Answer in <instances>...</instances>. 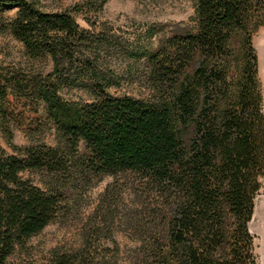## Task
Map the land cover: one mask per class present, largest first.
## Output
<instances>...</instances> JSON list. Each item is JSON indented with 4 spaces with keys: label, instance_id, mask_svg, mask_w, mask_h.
I'll return each mask as SVG.
<instances>
[{
    "label": "trees",
    "instance_id": "obj_1",
    "mask_svg": "<svg viewBox=\"0 0 264 264\" xmlns=\"http://www.w3.org/2000/svg\"><path fill=\"white\" fill-rule=\"evenodd\" d=\"M195 11L193 30L144 57L154 90L146 100L108 93L114 77L102 56L119 47L110 32L83 29L70 12L0 0V30L26 60L0 67V131L10 144L14 98L43 106L55 129L54 145H11L12 154L0 146V264L27 254L28 241L66 212L68 189L119 174L136 175L160 200L142 264H258L249 223L264 179V112L252 40L264 27V0H196ZM236 35L243 63L233 92L225 64ZM47 60L44 74L37 66ZM63 87L89 89L94 99L68 103ZM114 255L89 237L41 263L17 264H116Z\"/></svg>",
    "mask_w": 264,
    "mask_h": 264
},
{
    "label": "rangeland",
    "instance_id": "obj_2",
    "mask_svg": "<svg viewBox=\"0 0 264 264\" xmlns=\"http://www.w3.org/2000/svg\"><path fill=\"white\" fill-rule=\"evenodd\" d=\"M26 1L43 11L70 12L81 28L114 35L119 47L102 56L114 77L107 91L113 96L135 99L147 100L154 95L144 57L163 46L167 37L193 30L196 23V0ZM14 14V9L7 12L9 18ZM241 41L240 35L234 36L231 56L225 64L229 88L233 92L242 72ZM252 43L258 57L264 107V27L253 36ZM25 63L21 44L0 30V67L24 68ZM37 67L44 74L52 71L49 60ZM58 95L71 104L94 99L89 89L77 87H63ZM11 100L17 109L19 123L11 126L13 139L10 144L0 131L1 148L12 154L11 145L21 148L36 142L54 145L55 129L43 106L35 110L24 100ZM24 176L43 187L39 175L25 173ZM66 195V212L30 239L27 254L16 256L11 264L24 260L41 263L53 251L77 249L89 237L101 247L115 252L116 264H142L144 247L149 240L157 238L161 204L156 190L146 187L134 174H119L93 181L90 185L72 186Z\"/></svg>",
    "mask_w": 264,
    "mask_h": 264
},
{
    "label": "crops",
    "instance_id": "obj_3",
    "mask_svg": "<svg viewBox=\"0 0 264 264\" xmlns=\"http://www.w3.org/2000/svg\"><path fill=\"white\" fill-rule=\"evenodd\" d=\"M264 112V107H263ZM250 233L255 237V255L258 264H264V179L255 199L254 211L249 223Z\"/></svg>",
    "mask_w": 264,
    "mask_h": 264
}]
</instances>
